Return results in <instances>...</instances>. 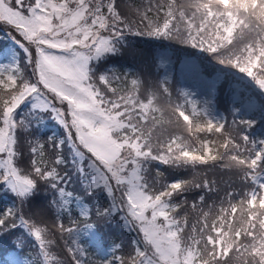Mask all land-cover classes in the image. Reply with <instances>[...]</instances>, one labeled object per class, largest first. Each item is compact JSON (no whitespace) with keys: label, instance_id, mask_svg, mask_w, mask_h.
Returning a JSON list of instances; mask_svg holds the SVG:
<instances>
[{"label":"snow or ice","instance_id":"1","mask_svg":"<svg viewBox=\"0 0 264 264\" xmlns=\"http://www.w3.org/2000/svg\"><path fill=\"white\" fill-rule=\"evenodd\" d=\"M0 23L19 34L17 42L27 53L23 67L17 62L0 68V183L20 202L0 212V234L23 229L25 237L34 239L42 264H264V139L246 131L255 122L233 119L226 127L227 120L210 118L186 91L180 94L183 103L173 101L167 77L152 91L139 78L129 80V74L116 75L112 68L97 72L94 66L119 50L125 33H133L206 51L264 89V0H149L143 10L127 12L120 0H0ZM160 96L167 97L166 106ZM27 100L33 109L50 110L66 135L58 141L49 138L56 150L51 162L44 144L29 141L32 159L25 171L18 166L16 130H27L34 121L28 114L16 117ZM172 124L195 137L198 147L193 150L183 136L168 131ZM66 142L85 192H106V207L97 202L93 212L82 197L66 190L69 175L58 171L67 163L60 155ZM153 162L234 169L243 186L225 182L221 189L216 179L197 174L156 188L149 181ZM155 169L156 176H164ZM41 181L54 192L51 223L23 208ZM196 191L200 194L189 201L185 194ZM221 191L213 216L207 197ZM73 204L85 218L120 214L136 233L132 253L115 255L113 250L111 258L86 260L77 241L95 224L81 228L71 221L66 226L62 217H71ZM189 212L196 213L194 221ZM57 235L68 261L52 251Z\"/></svg>","mask_w":264,"mask_h":264},{"label":"trees","instance_id":"2","mask_svg":"<svg viewBox=\"0 0 264 264\" xmlns=\"http://www.w3.org/2000/svg\"><path fill=\"white\" fill-rule=\"evenodd\" d=\"M182 3H186L187 0H181ZM121 8L125 12L129 9L135 10L136 8L147 7L149 0H120ZM133 19L136 17L133 16ZM183 28V26H181ZM6 33L0 27V44L5 41ZM119 50L115 52L114 59L122 62L123 60L128 63H132L139 67L142 71H150L158 68L162 65V57L166 55L169 60L174 61L178 65L184 60H195L202 62V68L200 67L201 74L207 76L210 75L216 78L218 82L217 96L215 98L216 110L212 114L208 109V115L214 120H227L228 124L226 127L231 126L233 119L239 120H251L255 123L251 127L247 128L246 131L250 136L257 139H264V89H260L250 77L245 73H236L234 70H238L235 67L220 64L214 56L206 51L192 47L189 44L180 43L173 39L169 40L162 37H148L133 33H125L122 40L119 43ZM3 47L0 46V54ZM26 52L20 51V63L23 67L27 64ZM5 59L0 60V68L10 67L14 64L1 65ZM138 68V69H139ZM157 71H154L156 73ZM26 75L30 74V67L26 68ZM136 77L135 73H133ZM176 76V75H175ZM167 80L172 83L169 76L166 75ZM165 78V77H164ZM180 78V76H179ZM132 78H129V80ZM142 80V78H140ZM228 79H231V87L224 94V86ZM178 80V78H177ZM149 90L155 91L153 87ZM199 107L203 109V102L201 97H198ZM160 100V98H159ZM162 106H166L160 100ZM32 114L43 115L44 118L36 117L34 115V121L30 126L29 130L17 129V142L18 150L20 152V158L18 166L28 171L30 169V161L32 155L29 151V141L32 146L37 143L44 144L45 158L51 162L55 157V149L51 146L49 138L58 141L64 139L65 133L61 128V124L55 118L54 114L49 111H41L33 109L29 110ZM50 114H49V113ZM169 116H165L168 119ZM234 127V126H233ZM168 131L174 132L177 135L183 136L185 142L189 144L193 150L198 147V143L195 141V137L190 136L182 128L176 127L175 124L167 126ZM63 155L67 163L65 165L58 166V171L63 175L65 172L68 173L69 178L66 187L67 191L73 193L74 196L82 197V202L88 204L90 208L95 211L98 206L106 207L108 204V197L106 192L98 193H86L84 190L83 183L81 181L79 173H76L75 168L72 165L73 152L71 147L65 143L63 150L60 152ZM150 176L149 181L153 183V186L159 188L160 184L167 181H175L179 179H192L194 175L207 174L210 178L216 179L217 186L223 189L225 182L235 183L237 188L241 185L239 181L240 173L237 170H226L221 169L218 166L216 168H209L206 166H198L192 168L191 166H170L162 165L159 162H153L149 165ZM158 167L161 172L164 173L163 177L156 176V169ZM43 187L47 188L46 194ZM195 193V192H194ZM188 198L193 195L192 193L185 194ZM223 191L218 194H209L207 197V204L212 205V215L215 216L218 213L220 207V200L222 199ZM54 198V192L49 189L47 183L39 182V190L29 198V203L23 206L24 211L31 215L37 213L51 223L55 220L56 209L50 204V201ZM182 198V197H180ZM179 199V198H178ZM20 205L19 200L16 198V194L4 183H0V212L7 210L8 208L17 207ZM227 206L226 204L224 205ZM73 213L77 216V222L80 227L83 228L85 224H95V230L101 235L98 236L97 240L90 237V229L87 228L79 234L78 241L82 243L85 253L86 260L98 261L101 258H111L113 250L115 255L127 256L132 253L133 245L132 240L136 233L130 228L125 226L124 221L121 219L120 214H114L108 219H99L95 215L90 217H81L79 207L76 204L72 205ZM207 211L208 209L205 208ZM72 213V214H73ZM26 215V218H28ZM72 216L64 215L62 217L63 222L66 226H71ZM189 218L193 221L197 218L195 212H189ZM75 220V219H74ZM23 229H10L9 231L0 234V264H42V258L38 256V249L36 248L35 241L31 237H25L23 235ZM186 236L188 233L186 232ZM20 237V240H17ZM56 240V244L52 247L54 254L58 255L61 259L68 261L69 258L64 250L59 245L57 236L53 237ZM115 245H120L119 249L115 248ZM17 253L23 260L18 263L13 259L11 253Z\"/></svg>","mask_w":264,"mask_h":264},{"label":"rangeland","instance_id":"3","mask_svg":"<svg viewBox=\"0 0 264 264\" xmlns=\"http://www.w3.org/2000/svg\"><path fill=\"white\" fill-rule=\"evenodd\" d=\"M9 55L12 57L9 60V63L11 64L16 59V50L13 46L9 48ZM166 65L169 66L168 63ZM181 66L184 74L182 77L185 80L184 91L187 93L189 92L190 97H192L193 94H196V97H201L203 108L208 109L214 114L215 110L212 98L215 95L217 80L201 76L195 61H184ZM167 69L170 70V67ZM90 235L94 240L98 239L97 233L95 234V227L90 229ZM12 257L18 263H21L23 260L17 253H13Z\"/></svg>","mask_w":264,"mask_h":264},{"label":"clouds","instance_id":"4","mask_svg":"<svg viewBox=\"0 0 264 264\" xmlns=\"http://www.w3.org/2000/svg\"><path fill=\"white\" fill-rule=\"evenodd\" d=\"M189 2V0H187V2L186 3H188ZM0 99H2V97H0Z\"/></svg>","mask_w":264,"mask_h":264}]
</instances>
